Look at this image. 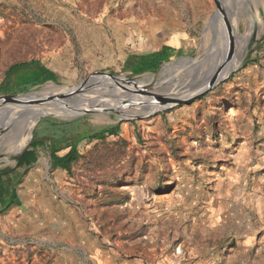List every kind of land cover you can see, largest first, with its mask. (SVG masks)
<instances>
[{"label":"rangeland","instance_id":"obj_1","mask_svg":"<svg viewBox=\"0 0 264 264\" xmlns=\"http://www.w3.org/2000/svg\"><path fill=\"white\" fill-rule=\"evenodd\" d=\"M224 6L234 30L228 43L239 50L233 60L246 49L249 63L190 104L134 120L84 117L92 129L120 123L107 142L125 141L129 162L101 181L82 168L66 174L51 210L36 211L37 224L0 229V264H264V0ZM215 10L214 0H0V84L10 66L31 60L62 86L97 72L152 76H134L128 56L163 45L176 46L165 65L202 56ZM214 65L207 61L206 72ZM14 85L0 95L31 87ZM49 119L32 141L58 132L44 131ZM16 137L0 135V170L23 151L7 156ZM94 145L83 141L80 152ZM39 193L48 196L43 185Z\"/></svg>","mask_w":264,"mask_h":264},{"label":"water","instance_id":"obj_2","mask_svg":"<svg viewBox=\"0 0 264 264\" xmlns=\"http://www.w3.org/2000/svg\"><path fill=\"white\" fill-rule=\"evenodd\" d=\"M214 2L216 10L205 28V32L210 34L211 39L203 55L207 61L214 60L215 65L204 75L198 76L195 74L192 76L189 83L185 86L178 88L166 87L156 97V104L154 105L147 102L140 92V90L145 92L148 88L147 84H142L140 88L135 86L136 79L141 76H132L129 79L126 74L125 76H120L105 72L92 74L74 86H62L53 83L52 85L57 90L59 89L55 94L43 93L42 89L24 91L16 95H0V135L6 133L8 129L14 128L15 124L23 122L29 124L28 120L32 121L34 116L36 117L35 121H32L33 131L30 142L20 155L15 157V161H19L23 154L28 151L35 126L46 118L52 117L62 121H74L84 117L107 114L115 115L120 120H134L138 117H148L182 104H190L229 79L232 73L239 70L245 63L246 49L242 53L240 64L232 68L234 66L232 60L239 50H236L233 45L226 49L227 38L220 26L221 19L225 22L230 32L234 31L233 25L224 6L225 0H214ZM252 27H254L253 21ZM234 33L239 36L238 33ZM200 57H186L182 60L186 59L193 63ZM217 58L221 59V63L218 66H216ZM178 61L180 60L176 62ZM207 61H203L205 65ZM166 65H162L152 76L156 77ZM111 82L115 84L113 87L110 86L112 85ZM126 85L135 87L134 92L144 108L142 114L134 115L132 111L133 105L130 104L129 98L125 97V94L121 92V90L127 91L129 89ZM160 86L158 81L150 84V87L155 89H159ZM32 112H34V116H32Z\"/></svg>","mask_w":264,"mask_h":264},{"label":"trees","instance_id":"obj_3","mask_svg":"<svg viewBox=\"0 0 264 264\" xmlns=\"http://www.w3.org/2000/svg\"><path fill=\"white\" fill-rule=\"evenodd\" d=\"M173 52L174 49L171 47H163L156 53L146 56H134L126 62V68L132 71L134 76L146 72H156L164 63L170 60ZM29 62L33 65L35 64L36 67L28 69ZM248 63L249 61L246 60L245 65ZM38 65L39 61L31 60L10 66L5 73L4 83L0 84V90L5 85L10 84L12 79L15 81L14 86L29 84L31 86L30 89L49 82L59 84V78L55 72L40 68ZM26 79L30 81L24 83ZM48 121L52 122V126L45 128L44 131L58 132L46 134L43 137L36 136L31 142L29 150L17 161L15 168L0 170V215L7 213L13 207L21 205L17 189L21 183L22 176H14L13 178L11 176L16 170L25 166L30 167L36 163L38 160L36 150L39 148L46 147L48 149L52 169L65 171L69 179L76 176L77 168L85 169L90 172L91 178L98 179L99 181L106 178L111 179L115 177L114 173L119 169L125 168V164L129 162L127 158L130 159V156L126 150L125 141L120 140L113 145L107 142L110 137H118L120 135V123L92 129L83 125V118L71 122L57 119H49ZM61 128L66 129L63 130ZM83 141L95 143L92 150L87 154H82L79 149V145ZM66 149H69V151L64 155H60ZM110 167L114 171L112 175H108Z\"/></svg>","mask_w":264,"mask_h":264},{"label":"crops","instance_id":"obj_4","mask_svg":"<svg viewBox=\"0 0 264 264\" xmlns=\"http://www.w3.org/2000/svg\"><path fill=\"white\" fill-rule=\"evenodd\" d=\"M163 47H171L172 49L176 48L175 45H163L160 48L151 51L150 53L130 54L126 62L134 56H146L152 53L159 52ZM181 61H186V59L180 60L178 62ZM126 62H125V68H126ZM38 66L40 68L48 69L52 71V69L47 67L43 62L39 61ZM34 67H36L35 64L33 65L30 62L28 63V69H32ZM37 87H33L30 90H33L34 88ZM68 151L69 149H66L62 151L60 155H64ZM36 152L38 156V160L36 163H34L30 167L25 166L23 168L16 170L15 173L11 176L12 178L14 176L16 177L22 176L21 183L17 189V193L20 198L21 205L18 207H13L7 213L0 215V229H3V231L11 230L12 228H15L16 225L37 224L36 211L40 212L41 211L40 209H47V208H50L51 210L52 208L51 199L53 197V193L58 190L56 186L66 184L64 182V180L67 179L66 172L61 169H52V162L48 149L46 147L39 148L36 150ZM16 165L17 162L13 168H15ZM42 185L45 187V192L48 193V196H44L41 199L39 192ZM31 195L33 196L31 197Z\"/></svg>","mask_w":264,"mask_h":264},{"label":"bare ground","instance_id":"obj_5","mask_svg":"<svg viewBox=\"0 0 264 264\" xmlns=\"http://www.w3.org/2000/svg\"><path fill=\"white\" fill-rule=\"evenodd\" d=\"M252 21L253 20L251 17L250 32L246 37L248 41H249V36L253 30ZM220 26H221V29L223 30V32H225L224 34L226 35V38H227L226 49H228V47L230 45H233V42L228 43L230 31L228 30L227 25L225 24V22L222 19L220 22ZM205 50H204V52H205ZM225 52H227V51H225ZM241 56H242V54L237 56V58H235V60H233L234 66L232 68H234L235 65L237 66L240 64ZM217 60H218L217 63L219 65L221 63V59L217 58ZM203 61H207L206 58L204 57V55L201 56L196 61H194L193 63L186 60V61H181V62L169 64L161 72H159V74L156 77L143 76V77L137 78L136 82H135V86L137 88H140L142 84L148 85L154 81L160 82V85H161L160 88L159 89L156 88L157 90H159L157 94L149 92L150 90H154V91L156 90L155 88H152L149 86H147L148 88L145 90V92H142L140 90V92L142 93V97H144V99L147 102L154 105V104H156V102H155L156 97L166 87L178 88V87H181L183 85L185 86L187 83H189L190 78H192V76H194L195 74L198 76L204 75L206 73V69H205V62H203ZM168 68H171L173 70L174 74L167 73L166 69H168ZM144 77L149 78L148 83H144V82L142 83V81L145 80ZM129 79H131V78H129ZM111 84H112V82H111ZM114 85L115 84H112L110 86L113 87ZM127 87H129V89L127 91L124 90L125 91L124 92L123 90H121V92L125 94V97L129 98L130 104L133 105L132 111H133L134 115L135 114H142V112L144 111V108L142 107V104L140 103L139 99L136 96V93L134 92L135 87H133V86H127ZM58 90L52 84H49L42 90V92L46 93V94H55ZM135 108H137V109H135ZM33 113L34 112H32V114ZM32 116H34V114ZM35 118L36 117L34 116L32 121H35ZM32 121L28 120L29 124L28 123L27 124H21L20 127H18V129L10 128L6 131V133H9V134H17V137H16L17 141L15 143L16 146L13 149L12 153L7 152L8 157H11L12 155L14 156L16 153H18L19 151L23 150L26 146H28L30 139H31V136H32V128H33V122ZM15 157L16 156H14V158Z\"/></svg>","mask_w":264,"mask_h":264}]
</instances>
